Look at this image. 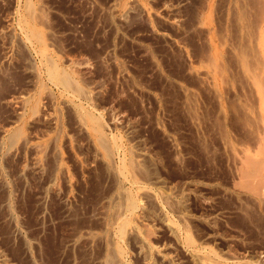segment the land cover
Returning a JSON list of instances; mask_svg holds the SVG:
<instances>
[{
  "label": "rangeland",
  "instance_id": "374dc122",
  "mask_svg": "<svg viewBox=\"0 0 264 264\" xmlns=\"http://www.w3.org/2000/svg\"><path fill=\"white\" fill-rule=\"evenodd\" d=\"M27 1L83 94L47 78L17 24ZM262 11L264 0H0V136L21 130L0 148V264H98L118 187L137 193L141 230L121 243L123 264H262L264 201L246 176L264 166L251 83L264 89V62L250 38ZM35 95L45 108L22 109ZM85 111L120 144L110 167ZM124 158L126 177L112 171Z\"/></svg>",
  "mask_w": 264,
  "mask_h": 264
},
{
  "label": "bare ground",
  "instance_id": "6f19581e",
  "mask_svg": "<svg viewBox=\"0 0 264 264\" xmlns=\"http://www.w3.org/2000/svg\"><path fill=\"white\" fill-rule=\"evenodd\" d=\"M238 2V1H237ZM235 2V3H237ZM19 3V2H18ZM21 3V2H20ZM32 2L27 1L24 5V10H23V17L21 19L18 20V26L20 27V29H22V35L24 36V38L29 41V43L33 44L31 47L32 49H34V52H36V54L38 53L40 55V62L42 64V67L44 68V73H46L47 78H49L50 81H52L53 83H55L56 85L60 86L63 88V91L66 90L68 93V91H72L76 94H83L82 88L80 87L78 81L74 78L73 74H71L70 72H67L63 69H61L59 67V65L57 64V61H55L51 56L48 55L46 48H45V41L43 38V34L39 31V29L36 27V24L34 23V13L32 10ZM235 5V4H234ZM20 6V5H19ZM34 6V5H33ZM20 8V7H19ZM262 8V7H261ZM21 10V9H20ZM242 14V13H241ZM262 18L261 20L258 22L257 24V30L250 36L251 40H253V42H256V48L258 50V53L260 55V59L262 60V62H264V11H262ZM36 16V15H35ZM256 28V27H255ZM251 34V33H250ZM21 37V36H20ZM250 40V41H251ZM26 43V42H25ZM218 52L216 51V54ZM38 55V56H39ZM260 60V61H261ZM38 67V66H37ZM40 67H38L36 69V71H38L40 73V71L38 70ZM42 73V72H41ZM37 75H40L37 73ZM43 75V73H42ZM41 75V76H42ZM249 75V74H247ZM44 76V75H43ZM251 76V74H250ZM39 77V76H37ZM35 78V77H34ZM44 78V77H43ZM42 78V79H43ZM254 78V77H253ZM250 77V79H253ZM41 79V80H42ZM45 79V78H44ZM247 79V78H246ZM48 80V81H49ZM43 81V80H42ZM252 81V80H251ZM250 81V82H251ZM44 83V82H43ZM252 86H254L255 89V95L259 101V106H260V111H258V116L259 117V122H260V126H262V128L264 129V89L260 88L257 84L255 83H259L258 80H253L252 82ZM43 85V84H42ZM45 85V84H44ZM37 87V86H36ZM43 89V88H42ZM84 90V89H83ZM59 91V90H58ZM49 93V92H48ZM41 94V93H40ZM70 94H72L70 92ZM29 95V94H28ZM34 95V94H33ZM62 95V94H61ZM88 95V94H86ZM73 96V95H72ZM84 96V95H83ZM68 97V96H67ZM79 97V96H78ZM45 98V97H44ZM58 98V97H57ZM71 98V97H69ZM73 99V98H72ZM83 99V98H82ZM20 100L21 103V107L22 109L25 106H30V108L32 110H39L40 108L43 107L44 105V100L42 101V98L39 95H35V96H22ZM79 100V99H78ZM71 101V100H70ZM74 101V100H73ZM81 101V100H80ZM59 102V101H58ZM72 102V101H71ZM84 102V101H82ZM74 103V102H73ZM71 104V103H70ZM77 105H79L78 103H76ZM49 106V105H48ZM75 106V105H74ZM83 106V105H82ZM47 107V105H46ZM71 107V106H70ZM69 107V108H70ZM45 108V107H43ZM75 108V107H74ZM92 108V107H91ZM28 109V108H27ZM90 109V108H89ZM26 110V109H25ZM23 110V111H25ZM78 110V108H77ZM85 110V109H84ZM87 110V109H86ZM83 110H81L82 112ZM79 112V111H78ZM86 112V111H85ZM24 113V112H23ZM90 113L91 110H90ZM88 112L86 113H81L80 116H82L84 118V122L87 123L92 136H93V143L96 147V149L98 151H100L101 156L103 157V160L105 161V163L108 165V167H110V158L113 154V152L115 151V149L120 145L117 146V143L115 141L112 140V142L110 141V138L108 137V135L105 134L104 132V128H103V121H101L98 117H95L94 115L90 114ZM77 115V114H76ZM46 116V115H45ZM21 117V116H20ZM54 119V118H53ZM81 120V119H80ZM81 122V121H80ZM83 122V121H82ZM20 123V122H19ZM85 123V125H86ZM105 124V123H104ZM24 125V124H23ZM83 126V125H81ZM105 126V125H104ZM20 129V128H19ZM23 129V128H22ZM7 131V130H6ZM4 131V132H6ZM21 131V130H20ZM20 131L19 130H8L5 135H6V139H4V135L3 137L0 136L1 140H0V148L2 150L3 147H8L10 148L11 146H13L16 143V138L20 136ZM1 132V131H0ZM3 133V132H2ZM4 134V133H3ZM264 134V133H263ZM23 135V134H22ZM7 137L8 140H7ZM113 137V136H112ZM16 139V140H15ZM25 139V138H24ZM91 139V140H92ZM116 139V138H115ZM117 140V139H116ZM264 140V139H262ZM261 140V142H262ZM47 141V140H46ZM259 141V140H258ZM120 142V141H119ZM260 142V143H261ZM36 143V142H35ZM35 143H30L31 147L34 148L35 150L39 149L41 147V144H35ZM41 143V142H40ZM264 144V143H263ZM43 146V145H42ZM122 146V145H121ZM120 147V146H119ZM123 147V146H122ZM121 147V148H122ZM43 149V148H42ZM125 149V148H123ZM128 150V149H127ZM126 150V151H127ZM249 152V151H248ZM117 153V152H116ZM123 153V152H122ZM40 154V153H39ZM130 154V153H128ZM249 155V153H246ZM98 155V154H97ZM257 155V154H256ZM132 156V155H131ZM124 157V156H123ZM262 157V156H261ZM118 158V157H117ZM263 158V157H262ZM123 159V158H122ZM119 161V159H118ZM128 161V160H127ZM124 160L121 162V164L118 166L117 169H115V167H113L114 169L112 170L115 174H119L121 176H128V174H131L133 166H134V162L129 161L127 162ZM36 162V161H35ZM113 164V163H112ZM116 164V163H114ZM245 165V164H244ZM135 167V166H134ZM257 167V166H256ZM262 166L261 168H256L255 169V173L253 172V170L251 169H247L246 171V176H252L250 174H254V181H256L257 185L250 188V190H252L250 192V194L254 191L255 193V201H257L256 203H258V205H260V203L262 201H264V173H262L263 170ZM264 172V171H263ZM133 173V172H132ZM118 176V175H116ZM133 176V175H132ZM245 176V175H244ZM118 178V177H116ZM115 179V178H114ZM128 179V178H127ZM119 180V179H118ZM133 180V179H132ZM247 181H250L249 178H246ZM123 181V180H122ZM125 181V180H124ZM119 182V181H118ZM134 183V182H133ZM138 183V182H137ZM244 183V182H242ZM246 183V182H245ZM117 184V183H116ZM119 184V183H118ZM135 184V183H134ZM252 184H253V179H252ZM129 185V184H128ZM131 185V184H130ZM119 186V185H118ZM139 186V185H138ZM132 187V186H130ZM250 187V186H249ZM124 188V187H123ZM133 188V187H132ZM142 188V187H141ZM140 188V189H141ZM125 189V188H124ZM130 189V188H129ZM128 189V190H129ZM136 189V188H135ZM139 189V190H140ZM131 190V189H130ZM124 191L121 190L120 187L116 188V197L115 199H113L111 202H109V206H110V210H111V215L108 213L109 218L107 220L106 226L110 225L112 227V229L114 230V236L115 240L112 242L111 240H109L110 244L109 247L106 248L105 254L103 255V258L98 260V264H123V249H122V242H124V239L126 237V235H128V232L134 233L135 235H138L140 233L139 229H138V225L136 226V219H137V209L138 207V196L135 195L137 193H131V191ZM149 193V192H148ZM253 194V193H252ZM250 196V195H249ZM253 196V195H251ZM250 196V197H251ZM140 199V198H139ZM157 201V200H156ZM252 201V200H251ZM9 202V201H8ZM254 203V202H253ZM257 205V207H258ZM113 207V210H112ZM107 208V207H106ZM260 209V208H259ZM105 218V217H104ZM15 221V220H14ZM15 224V223H14ZM17 227V226H16ZM167 228H169L170 231H172L173 233H175L177 231V229L170 223L168 224ZM112 230H110L111 232ZM89 233V232H88ZM113 233V232H112ZM177 233V232H176ZM107 237V236H106ZM111 239V238H110ZM72 240V239H71ZM186 242L188 243V245H190L189 242V238L186 236L185 238ZM144 244V243H143ZM187 245V246H188ZM191 246V245H190ZM105 248V247H104ZM149 252H153L152 249L149 250ZM201 256V255H200ZM203 256V255H202ZM201 256V257H202ZM150 257V256H149ZM200 258V257H199ZM210 258V257H209ZM207 257H203V261L204 264H214L212 263V261H210V259ZM262 264H264V260L261 261ZM126 263V262H125Z\"/></svg>",
  "mask_w": 264,
  "mask_h": 264
}]
</instances>
